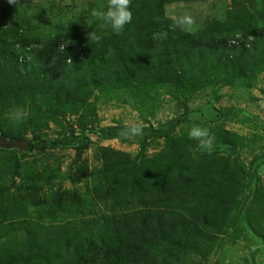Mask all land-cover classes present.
Instances as JSON below:
<instances>
[{
	"label": "rangeland",
	"instance_id": "1",
	"mask_svg": "<svg viewBox=\"0 0 264 264\" xmlns=\"http://www.w3.org/2000/svg\"><path fill=\"white\" fill-rule=\"evenodd\" d=\"M146 1L131 0L133 22L117 35L98 20L86 27L89 9L107 0H0L5 53L12 55L20 22L22 42L35 39L40 48L49 40L73 42L70 53L20 55L18 65L7 63L13 70L6 80L7 60H0V264H264V36L249 40L264 27V0H156L145 9ZM185 15L192 25L176 27ZM141 21L150 24L140 30ZM92 30L102 36L99 43L84 36ZM188 34L202 41L195 46L212 47L205 60L235 59L226 64L225 80L213 85L200 70L204 53L181 52L192 46ZM222 37L242 39L244 48L216 41ZM17 108L22 120H15ZM176 117L182 123L161 139L101 141L89 131L165 128ZM193 126L207 128L211 141L210 150L196 152L216 151L210 175L237 174L233 207L214 210L189 185L188 203L176 207L184 215L174 213L175 219L155 196L128 190L110 196L103 170L113 155L135 165L157 160L176 139H190ZM71 134L78 143L88 137L90 146L29 150L34 135ZM175 171L162 177L175 180ZM197 206L214 217L203 218Z\"/></svg>",
	"mask_w": 264,
	"mask_h": 264
},
{
	"label": "trees",
	"instance_id": "2",
	"mask_svg": "<svg viewBox=\"0 0 264 264\" xmlns=\"http://www.w3.org/2000/svg\"><path fill=\"white\" fill-rule=\"evenodd\" d=\"M155 1L156 0L146 1L147 4L145 9L148 8V3ZM134 19L136 18L134 17ZM149 24L150 23L147 21H141V22H137L136 26L139 27V29L141 30V28H144L143 26ZM22 26L24 25L21 22L18 23V27H19L18 37L16 36V41L18 42H16L13 45L14 50H12V55L4 52L7 49L6 47L1 48L0 46V60H2L3 58L4 60H7L5 62L6 64L9 63L10 65L13 66L14 64L18 65L16 59L20 55L29 54L35 57V55L39 52V54L40 55L42 54V57H44L47 55L55 56L56 53L57 54L62 53L58 50L59 44L57 45V43H55L54 40H49L48 42H50V44L43 45L41 47L42 49L39 46H37L35 39L33 43H29L27 41L24 42L20 41L21 37L19 35V32L22 30L21 28ZM12 27L15 30L14 24H12ZM87 33L88 32H85L84 36H86ZM186 36L187 39L193 41V43L191 44L192 46L190 45L182 46L181 52L185 54L189 52L204 53L200 55L202 61V69L200 70L204 73H207L208 78L212 76L211 82L213 83V85H217L218 83L225 80L226 74L224 72V69L227 70V68L235 62V59L222 58V61L219 62L215 60H213V62L207 61L205 60V57H208L210 54L213 53L212 47L206 46L207 48L204 49L200 46H195L194 44L201 43L202 41L197 40L196 42H194L196 40V37L194 35L188 34ZM263 36H264V27H261L257 32L251 35V37H253L254 40H257V38L259 37L262 38ZM61 39L64 38L62 37ZM176 40L177 42H181V44H184L183 40L180 37H177ZM220 40H222L221 42L223 45L228 44L230 48L237 47L240 49V46L244 48L242 45L243 43L241 41L242 39L239 40L233 39V41H230L228 43V40L225 39V37L216 38L217 42H219ZM211 45H215V44L212 43ZM78 46L79 45H77V47ZM17 47L20 48V51L16 50ZM85 47H87V44H85ZM87 49L89 51L92 50L91 48L88 47ZM247 50L250 52L249 47ZM69 51H71V48H67L65 50V52L67 53H70ZM250 54L252 55V53ZM226 64L228 65L227 68H226ZM6 68L7 71L6 73L3 74L4 80H6L7 73H10L13 70L10 69V66L8 64ZM16 68L17 67L15 66L14 70ZM182 77L184 78V75ZM185 116L186 115H184L182 118L184 119ZM183 119L176 117L170 120L166 124L165 128L163 127L142 128L143 129L142 135L145 139L165 138L182 123ZM129 127L131 126L119 124L113 127L100 129V130L89 129V131H92L95 134H97L99 140L101 141H111V140H119L123 138L124 136L121 135L122 131ZM81 136H83V134ZM0 139H4V138L0 137ZM78 142H79V137L75 136L74 134L66 135L57 138L55 140L41 139L39 136L34 135L32 137L29 150L36 152H44L47 150L53 151V150L65 149L67 147H72V148H76L77 151H80L87 149L90 146L91 141L88 137H85V140H83L81 143ZM176 142H177L176 146L169 145L168 148L171 146L169 149V153L168 152L163 153V155H161L159 159L157 160L150 159L147 160V162L145 163H140L137 165L131 163L127 155L124 154H119L120 156L113 155V164L109 167L106 166L105 169L103 170V175L107 182L106 184L107 187L109 188L110 196H114L116 198L118 197L122 198L124 192L125 191L127 192V190L130 191L132 194L140 193L143 196L144 195H149L150 197L155 196L159 200L162 199L163 201L166 202L164 203L163 207L166 209L171 219H175L174 213H179V216L181 214L184 215L183 213L178 212L176 210V207L185 206L188 203V198H189L188 196L190 195V193L187 191V188L189 185L192 188V190H196V192H198L197 194L194 195V197L197 200L203 198L208 205H212V208L214 210H218L219 212H221L222 210H226L229 209L230 207H233L236 197L240 193L238 187L239 185H237V182L234 180V178H237L236 172L233 173L229 178L223 177L224 174L220 175V178L218 180V177L215 178V176L210 175L211 174L210 171H212L211 168L216 166L212 158V155L216 154V151L210 153H197L196 149H198V142L191 141L190 139L187 138L176 139ZM192 156L194 157V159L191 158ZM196 158L201 159V161H203L204 164L201 166L200 161H196ZM153 161L157 162V165H155V162ZM206 161H208L211 165L209 166L208 164H206L205 163ZM146 165H148V167ZM172 167H175L177 169L174 175L175 180L167 181L166 178L162 177V175H164ZM117 178L118 180L115 181ZM4 180L5 178L1 179L0 182ZM8 196H10V194ZM197 209H195V212L198 211L203 212V214H205L203 218L207 220L209 215L210 217L211 216L214 217L212 213L207 214L206 210L202 207H199ZM212 212L216 213L214 211ZM196 216H200V215L196 214ZM168 219L169 217H166V220ZM253 238L258 239L259 237L257 234H254ZM38 257L40 258V255H38Z\"/></svg>",
	"mask_w": 264,
	"mask_h": 264
},
{
	"label": "clouds",
	"instance_id": "3",
	"mask_svg": "<svg viewBox=\"0 0 264 264\" xmlns=\"http://www.w3.org/2000/svg\"><path fill=\"white\" fill-rule=\"evenodd\" d=\"M7 3L10 5H18L19 0H7ZM131 0H107L106 5H102L99 8L93 7L89 9V14L92 19L89 20L87 28H90L93 21H101V28H111V30L119 35L123 32L125 25L131 23L132 21V12L130 10ZM193 20L190 16L185 15L181 18H178L175 21L176 27L183 28L185 26L192 25ZM159 38H165L166 33L157 34ZM86 39L88 42L99 43L102 40V36L97 34L95 30L87 33ZM254 39L249 36V40ZM73 42L67 40L64 43H61L58 47L60 52H65V49L69 44ZM68 63H72L71 57L68 59ZM19 114L15 120H22L25 113L23 109L17 108L13 115ZM143 134V129L139 124H134L129 128H126L122 131L121 135L125 138H131L135 136H140ZM189 138L198 142V147L200 149H211L210 134L207 128H202L198 126H193L189 133Z\"/></svg>",
	"mask_w": 264,
	"mask_h": 264
},
{
	"label": "water",
	"instance_id": "4",
	"mask_svg": "<svg viewBox=\"0 0 264 264\" xmlns=\"http://www.w3.org/2000/svg\"><path fill=\"white\" fill-rule=\"evenodd\" d=\"M1 140H4V139H0V141H1ZM25 144H26V143H25ZM13 145H16V144H13ZM25 146H26V145H25Z\"/></svg>",
	"mask_w": 264,
	"mask_h": 264
}]
</instances>
